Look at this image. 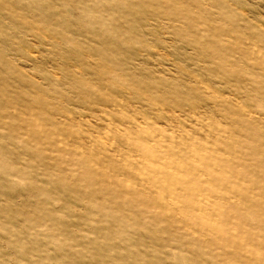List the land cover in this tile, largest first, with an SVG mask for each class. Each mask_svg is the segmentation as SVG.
<instances>
[{
	"label": "rangeland",
	"instance_id": "rangeland-1",
	"mask_svg": "<svg viewBox=\"0 0 264 264\" xmlns=\"http://www.w3.org/2000/svg\"><path fill=\"white\" fill-rule=\"evenodd\" d=\"M0 264H264V0H0Z\"/></svg>",
	"mask_w": 264,
	"mask_h": 264
}]
</instances>
